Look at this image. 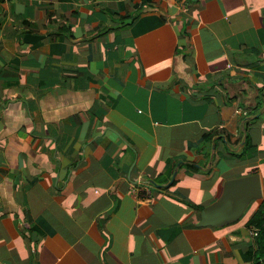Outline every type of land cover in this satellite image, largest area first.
I'll return each mask as SVG.
<instances>
[{
    "label": "crops",
    "instance_id": "obj_1",
    "mask_svg": "<svg viewBox=\"0 0 264 264\" xmlns=\"http://www.w3.org/2000/svg\"><path fill=\"white\" fill-rule=\"evenodd\" d=\"M263 202L264 0H0V264H264Z\"/></svg>",
    "mask_w": 264,
    "mask_h": 264
},
{
    "label": "water",
    "instance_id": "obj_2",
    "mask_svg": "<svg viewBox=\"0 0 264 264\" xmlns=\"http://www.w3.org/2000/svg\"><path fill=\"white\" fill-rule=\"evenodd\" d=\"M261 191L260 178L256 173L227 180L221 197L202 211L201 223L212 224L234 217L250 198L260 196Z\"/></svg>",
    "mask_w": 264,
    "mask_h": 264
},
{
    "label": "built area",
    "instance_id": "obj_3",
    "mask_svg": "<svg viewBox=\"0 0 264 264\" xmlns=\"http://www.w3.org/2000/svg\"><path fill=\"white\" fill-rule=\"evenodd\" d=\"M136 180V184L132 189L135 200L137 203H146L150 201L152 198V183L144 177H139ZM250 233L256 234L257 228H251Z\"/></svg>",
    "mask_w": 264,
    "mask_h": 264
},
{
    "label": "trees",
    "instance_id": "obj_4",
    "mask_svg": "<svg viewBox=\"0 0 264 264\" xmlns=\"http://www.w3.org/2000/svg\"><path fill=\"white\" fill-rule=\"evenodd\" d=\"M263 205H264V202H263ZM264 207V206H263ZM257 215H258V213L257 214H255V218L257 217Z\"/></svg>",
    "mask_w": 264,
    "mask_h": 264
}]
</instances>
